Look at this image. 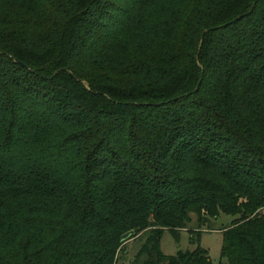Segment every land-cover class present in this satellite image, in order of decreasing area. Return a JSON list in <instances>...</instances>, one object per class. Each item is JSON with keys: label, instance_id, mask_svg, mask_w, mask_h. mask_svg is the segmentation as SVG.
Masks as SVG:
<instances>
[{"label": "trees", "instance_id": "16d2710c", "mask_svg": "<svg viewBox=\"0 0 264 264\" xmlns=\"http://www.w3.org/2000/svg\"><path fill=\"white\" fill-rule=\"evenodd\" d=\"M191 215L264 264V0H0V264H213Z\"/></svg>", "mask_w": 264, "mask_h": 264}, {"label": "rangeland", "instance_id": "374dc122", "mask_svg": "<svg viewBox=\"0 0 264 264\" xmlns=\"http://www.w3.org/2000/svg\"><path fill=\"white\" fill-rule=\"evenodd\" d=\"M112 3L114 4L113 1ZM108 15L112 16V14ZM142 17H148V15L142 14ZM105 23L107 22H104V24ZM190 218L191 221L186 224L185 229L177 234L176 238L167 231L162 234L160 239L161 253L165 256H174L178 252L193 251L196 248V245L190 244V235L188 231H194L200 236V248L207 251L211 262L213 264H224L225 261L220 259L222 233L224 229L235 220V218L225 215H219L216 219L206 218L201 226L195 215H191ZM145 238L146 236L142 235L138 239L128 241L124 246L125 254L119 255V264H130L140 246L145 241ZM144 260L145 257L140 261L142 262Z\"/></svg>", "mask_w": 264, "mask_h": 264}, {"label": "water", "instance_id": "95a60500", "mask_svg": "<svg viewBox=\"0 0 264 264\" xmlns=\"http://www.w3.org/2000/svg\"><path fill=\"white\" fill-rule=\"evenodd\" d=\"M133 235H134V232L130 231V232L124 234V235L121 237V240L125 242V241H127L130 237H132Z\"/></svg>", "mask_w": 264, "mask_h": 264}]
</instances>
